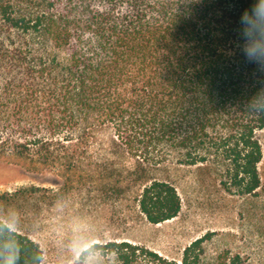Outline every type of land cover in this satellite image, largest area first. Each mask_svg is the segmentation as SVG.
Listing matches in <instances>:
<instances>
[{
	"label": "trees",
	"instance_id": "obj_1",
	"mask_svg": "<svg viewBox=\"0 0 264 264\" xmlns=\"http://www.w3.org/2000/svg\"><path fill=\"white\" fill-rule=\"evenodd\" d=\"M263 128L264 0H0V163L49 185L0 194V264H54L7 222L19 194H112L156 224L183 167L248 204L244 251L204 260L203 234L173 261L109 239L73 264H264Z\"/></svg>",
	"mask_w": 264,
	"mask_h": 264
},
{
	"label": "rangeland",
	"instance_id": "obj_2",
	"mask_svg": "<svg viewBox=\"0 0 264 264\" xmlns=\"http://www.w3.org/2000/svg\"><path fill=\"white\" fill-rule=\"evenodd\" d=\"M257 136L262 145L259 171L264 177V128ZM181 199L178 214L160 223L146 222L136 204H118L112 194L104 204L83 203L66 192L55 202L36 203L29 194H19L9 204L7 222L26 233L40 246L45 262L73 264L78 253L91 242L127 240L145 246L169 260L177 261L182 249L192 240L208 234L202 244V258L209 260L218 252L244 251L248 246L246 209L206 179L197 183L189 168L172 176ZM48 176H36L18 167L0 163V194L29 186H49ZM49 196L47 192H43ZM98 263V261H96Z\"/></svg>",
	"mask_w": 264,
	"mask_h": 264
}]
</instances>
